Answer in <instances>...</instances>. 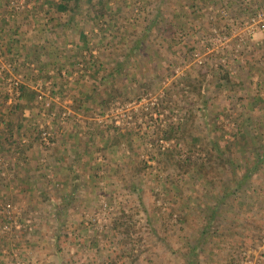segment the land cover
<instances>
[{
	"label": "rangeland",
	"instance_id": "374dc122",
	"mask_svg": "<svg viewBox=\"0 0 264 264\" xmlns=\"http://www.w3.org/2000/svg\"><path fill=\"white\" fill-rule=\"evenodd\" d=\"M97 4L37 92L0 44V264H264V0Z\"/></svg>",
	"mask_w": 264,
	"mask_h": 264
},
{
	"label": "crops",
	"instance_id": "0c3cea01",
	"mask_svg": "<svg viewBox=\"0 0 264 264\" xmlns=\"http://www.w3.org/2000/svg\"><path fill=\"white\" fill-rule=\"evenodd\" d=\"M33 1L31 5H26L31 10L25 12L29 15L17 16L15 22L1 21L0 44L8 52V62L13 63L12 69L17 70L14 75L23 79V82L27 81V87L37 92L41 82L32 83L31 78L37 73L28 64L36 63L43 69L42 73H45L44 69L52 71L65 68L69 60L76 58L75 54L82 49L81 46H84L83 30L96 24L93 20L97 16L92 14L87 18L88 12L95 11L92 3L96 0H85L86 3H74L76 0H60L58 3H55L56 0L54 3L47 0ZM118 11L115 9V12ZM16 34H20V37ZM15 104L9 101L4 107L12 110ZM27 115H23L26 118L23 122L28 120Z\"/></svg>",
	"mask_w": 264,
	"mask_h": 264
},
{
	"label": "built area",
	"instance_id": "2783aa9c",
	"mask_svg": "<svg viewBox=\"0 0 264 264\" xmlns=\"http://www.w3.org/2000/svg\"><path fill=\"white\" fill-rule=\"evenodd\" d=\"M256 32L264 33V12L262 10L258 11L257 14L253 15L250 19L248 33L253 35ZM43 136L45 137L46 134H43Z\"/></svg>",
	"mask_w": 264,
	"mask_h": 264
},
{
	"label": "trees",
	"instance_id": "16d2710c",
	"mask_svg": "<svg viewBox=\"0 0 264 264\" xmlns=\"http://www.w3.org/2000/svg\"><path fill=\"white\" fill-rule=\"evenodd\" d=\"M98 2L94 3L93 4V8L95 9L96 11V14H94L95 16L97 15V18H100L103 16V12H104V9L102 7H99ZM99 67V66H98Z\"/></svg>",
	"mask_w": 264,
	"mask_h": 264
}]
</instances>
